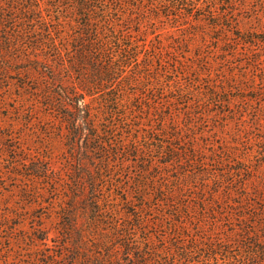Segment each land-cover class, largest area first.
<instances>
[{
  "label": "trees",
  "instance_id": "1",
  "mask_svg": "<svg viewBox=\"0 0 264 264\" xmlns=\"http://www.w3.org/2000/svg\"><path fill=\"white\" fill-rule=\"evenodd\" d=\"M145 1L0 0V107L9 109L14 100L28 115L26 124L41 123L44 135L48 131L51 142L57 135L65 149L59 166L53 168L48 156H34L23 159L28 177L17 174L27 200L45 210L32 228L55 247L47 264H264V237L249 225H256L254 213L234 217L214 207L223 192L240 198L228 207L254 208L251 177L245 175L251 168L218 172L199 155L205 148L183 146L198 135L186 140L181 133L195 127L190 104L199 107L204 94L229 102L218 84L211 80L205 87L198 79L213 78V56L222 52L223 64L240 55L241 46L253 56L264 46V26H246L263 15L264 0H210L208 9L202 2L152 0L154 16L177 21L184 30L206 23L203 34L218 33L214 42L232 45L222 50L199 41L194 46L210 54L191 53L189 39L198 36L192 29L178 33L185 42L176 44L175 57L167 55V45H144L133 27L124 29V22L142 23L133 10L142 11ZM182 110L187 124L179 117ZM143 118L151 123L135 122ZM168 123L175 124L174 132L166 131ZM26 134L6 135L21 143ZM132 158L143 165L125 170ZM53 213L50 237L43 219ZM221 213L231 230L222 229ZM259 224L264 229V220Z\"/></svg>",
  "mask_w": 264,
  "mask_h": 264
},
{
  "label": "rangeland",
  "instance_id": "2",
  "mask_svg": "<svg viewBox=\"0 0 264 264\" xmlns=\"http://www.w3.org/2000/svg\"><path fill=\"white\" fill-rule=\"evenodd\" d=\"M124 1L133 4L138 2V0ZM222 1L220 0V2ZM198 2L205 3V9L211 6L210 0H189V3ZM152 3V0H146L143 2L142 11L133 10L142 19L140 25L133 23L130 26L128 22L123 23L125 30L128 27L134 28L135 33L133 36L143 42L144 45L151 47L167 45L169 49L167 55L175 57L176 52H174V49H176V44L185 42L184 38L181 39L178 36V33L185 34L194 29V31H198V36L189 39L192 43L191 53L199 54L204 52L210 54V50L207 47L198 49L194 46V43L199 41L207 42V45H220L222 50L232 47V45L223 41L220 43L214 42V36H217L218 33L209 31L203 34L202 30H205L206 23L203 24L202 22L198 26H192L191 29L184 30V28H181V23L177 21H170L162 16H154L156 14H154L155 10H151ZM261 9H263V15L252 22L248 21L246 26H264V5ZM144 10L149 11L147 15L150 13V19L144 18V15H146ZM195 13L201 14L202 10H196ZM243 14L249 16L250 12L246 9ZM253 46V48H258L256 43H253ZM259 48L260 51L253 56L247 54L245 48L241 46L238 48L241 54L237 57L227 58L223 64L218 62L225 57L222 52L213 56L214 61H216L212 67L213 78L203 75L198 79L205 87H208V81L211 80L218 84L223 91L220 94L223 98L228 99L229 97V102L220 103L204 94L199 107L195 104H190V111L197 116L194 119L195 127H185L181 133H183L186 140H189L191 136L198 135L196 141L186 142L183 146H187L191 150V145L196 143L200 149L205 148L207 154L198 150L199 155L208 157L209 164L217 169L218 172L229 168H251V171L245 172V175L248 174L251 177L249 185L252 192H249V199L253 203L254 208L246 207V205H244V209L242 207H228L229 200L236 201L240 200V198L234 194L228 199L223 192L220 193L222 202L218 201L214 207L222 212L229 211L234 217L244 213H249L250 215L254 213L258 219H255L253 215L251 220L255 221L256 225L249 224L251 225L250 229L264 237V229L259 224V220H264V199L257 195L259 193L264 197V46ZM184 55L186 53L181 54L183 57ZM188 57L190 58V56ZM252 59L257 61L254 62ZM191 62L202 64L200 58H193ZM255 66L259 67V69L260 67L262 68L256 70ZM243 67L249 69L245 74L240 72ZM234 71L236 72L235 74ZM188 76L194 79L195 73L192 72ZM14 77L16 78V76ZM15 92H18V90H15ZM8 107L9 109L0 107V245L7 247L6 250L0 247V261L1 264H47L51 258V251L55 247L51 246L50 249V247L46 246L43 241L37 238L36 231L32 228L35 223L42 221L39 220V215L45 210L36 205V203L27 200L25 193L21 192V188L24 186L18 180L17 174L23 172L26 173L25 177H28V167L23 159H29L34 156H48L51 158V166L53 168L59 166L65 149L57 135L52 139V142L48 139V131L47 137L44 135L46 132L41 123H35L33 126L26 124L24 120L28 115L25 111H19L14 100L10 99L8 101ZM42 113L37 110V117L43 116ZM179 117L183 124H187V121H185L187 110H182ZM12 119L16 120L15 127L9 126ZM135 122L137 124L151 123L146 118ZM152 123L155 122L152 121ZM157 127L160 126L157 125ZM174 127L175 124L168 123L166 131L170 130L172 133L174 132ZM12 131L16 135L26 131L27 134L24 135L21 143H18L6 135ZM156 137L159 138L161 136L156 135ZM164 139L170 140L167 137ZM170 141H173L174 144L178 142L176 140ZM192 154H196V152ZM222 158L234 159V161L221 164L218 159ZM136 164L137 166L143 165L140 161L136 162L133 158L130 159L126 164L125 170L132 169L134 171ZM192 167H195V165H192ZM239 173L236 172V175ZM40 197L46 196L41 194ZM256 212L263 213V218ZM220 216L223 220L222 229L231 230V223L227 221L224 213H221ZM55 220V213H53L51 218L43 219L45 225L51 229L50 237L54 235ZM243 221L236 220V223L240 225ZM150 230L155 231L156 229L150 227ZM224 233L225 230L223 231ZM49 244H53L52 240H49ZM63 263H65L64 259L60 260L59 264Z\"/></svg>",
  "mask_w": 264,
  "mask_h": 264
}]
</instances>
